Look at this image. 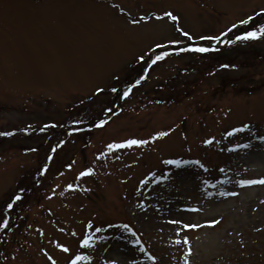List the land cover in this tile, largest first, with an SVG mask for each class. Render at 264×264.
<instances>
[{"label":"rangeland","instance_id":"1","mask_svg":"<svg viewBox=\"0 0 264 264\" xmlns=\"http://www.w3.org/2000/svg\"><path fill=\"white\" fill-rule=\"evenodd\" d=\"M261 9L0 0V264H264V36L218 46ZM167 11L178 19L156 18ZM181 30L225 35L213 47ZM156 45L172 48L153 63ZM189 45L209 51H176ZM129 138L148 143L107 148Z\"/></svg>","mask_w":264,"mask_h":264},{"label":"snow or ice","instance_id":"2","mask_svg":"<svg viewBox=\"0 0 264 264\" xmlns=\"http://www.w3.org/2000/svg\"><path fill=\"white\" fill-rule=\"evenodd\" d=\"M261 11H264V9H261ZM161 17H168L170 18L171 20L173 21H176L178 19L177 16H175L173 14L172 11H167V12H162L160 13L159 15H157V19L161 18ZM142 19L144 20H147L149 19V17L147 15H144L142 14ZM248 19H251V17H249ZM133 23H137V21H133ZM239 23L241 24H244V23H247V20H240ZM232 27H235V25H232ZM182 31V34L184 37H187L189 39H200V40H208V41H219L221 40V37H223L225 35V31H227V29L225 31H222L220 32L219 35H216V36H198V37H192L191 34L189 32H184L183 30ZM261 35H264V25H262L260 27L259 30H256V29H253L251 31H246L244 33H242L241 36H237L236 37V40H240V39H249V38H256V37H259ZM221 42H224V41H221ZM169 43H179V41H169ZM227 43L231 44L233 43L232 40H228ZM155 47H159L158 45H156ZM214 47V46H213ZM184 50H192V51H198V52H206V51H209V48L207 47H204L202 45H189L188 46V49H176V51H184ZM168 55L167 52H161L159 55H157L155 57V59L152 61L153 63H156V61H159V60H162L164 57H166ZM141 59H143V57H141ZM222 67H229V65H222ZM232 68H236L237 66L236 65H231ZM144 77H141V79H143ZM137 83H140V80H137ZM95 91L97 93L101 92L102 89L97 87L95 89ZM113 91H115V89H113ZM129 94V90H125L124 91V96H127ZM73 123H76V121H73ZM104 121L101 120L100 121V124H103ZM248 128V125L247 124H243L241 125L240 128H232L231 131L232 132H237V131H241L243 129H246ZM169 131H171V129H169ZM0 134H4V135H11V133H0ZM167 135L166 132H163V131H158L156 132L153 136H150L148 139L149 140H154L156 139L157 137H162V136H165ZM262 139H264V137H261ZM211 141L210 140H204L203 143L205 144H208L210 143ZM148 143V140H143V139H136V138H129V139H125V140H122L120 142H115L113 141L112 143L108 144L107 145V148L108 149H113V148H117V147H131V146H139V145H144V144H147ZM101 155H103V153H101ZM166 163H169V164H178V163H186V161H178V160H168L166 161ZM196 163H200L199 161H196ZM45 167H47V165H45ZM67 167L71 168L72 165L69 164L67 165ZM93 171L92 168H86L85 170L79 172V176H84L86 174H89ZM257 181H254V180H241L240 183L242 185H246V184H252V183H256ZM260 183H264V177H262L260 180H259ZM67 187L69 189L71 188H74V187H77L76 185L74 184H71L69 183L67 185ZM61 195H63V193H61ZM20 197L19 195L17 194L16 196V199L18 200ZM7 207L9 209H11L13 207V205L11 203H9L7 205ZM194 211L195 210H198V209H193ZM8 223V220L6 218L3 219V223L0 224V227H4L5 225H7ZM171 223L177 225V228H176V231L179 232L181 231V228L183 229H190V228H198L200 227L199 224H192V223H183L182 220H173L171 221ZM205 223L207 224H216L217 221L215 219H212V220H207L205 221ZM124 228H126L129 232H132L133 229H131L128 225H123ZM134 234V233H133ZM93 238L91 236H85L84 239L81 241L82 244H88ZM183 241L185 244L188 243V237L187 236H184L183 237ZM138 243V241H135ZM176 243H180V240L177 239L176 240ZM57 247H60L62 248L64 251H69V249L63 245V244H58ZM188 251L190 252L191 249L189 248ZM49 259L51 260L52 258L49 257ZM89 260L91 259V257H88V256H85V255H81V254H77L73 260L71 261V264H76L77 261L79 260ZM153 259H155V257H153ZM52 264H56V261L55 260H52ZM186 264H187V261H186Z\"/></svg>","mask_w":264,"mask_h":264},{"label":"trees","instance_id":"3","mask_svg":"<svg viewBox=\"0 0 264 264\" xmlns=\"http://www.w3.org/2000/svg\"><path fill=\"white\" fill-rule=\"evenodd\" d=\"M262 25H264V23L263 24H261V25H259V26H257V27H255V28H250V29H248L247 31H251V30H253V29H256V30H259L260 29V27L262 26ZM262 36H264V35H261V36H259V37H262ZM259 37H256V38H249L250 40L251 39H257V38H259ZM249 39L247 40H245V41H249ZM241 40V39H240ZM245 41H242V42H245ZM238 44V43H240V41H236V42H233V43H231L230 44V46H233V45H235V44ZM161 52H167V51H159V52H156L155 54H154V58L157 56V55H159Z\"/></svg>","mask_w":264,"mask_h":264},{"label":"bare ground","instance_id":"4","mask_svg":"<svg viewBox=\"0 0 264 264\" xmlns=\"http://www.w3.org/2000/svg\"><path fill=\"white\" fill-rule=\"evenodd\" d=\"M180 215H182L183 216V218H181V219H186L187 217H189V214L187 213V212H182V213H180ZM147 219H145V220H147V221H144L145 223L147 222H151V221H153L152 220V217H146ZM143 220H144V217L142 218ZM173 221V220H172Z\"/></svg>","mask_w":264,"mask_h":264}]
</instances>
